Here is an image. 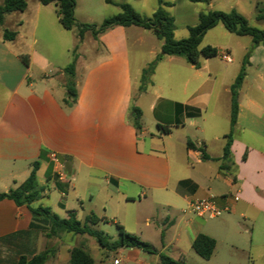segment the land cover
<instances>
[{"label": "crops", "instance_id": "crops-1", "mask_svg": "<svg viewBox=\"0 0 264 264\" xmlns=\"http://www.w3.org/2000/svg\"><path fill=\"white\" fill-rule=\"evenodd\" d=\"M35 5L30 9L28 2L20 19L13 12L0 23V193L24 182L33 162L40 159L37 177L41 175L38 181L45 188L43 195L57 189L63 196L59 206L66 213H77L69 206L70 189L83 204L84 196L94 201V187L103 196L102 214L98 216L94 209L88 215L114 219L113 223L135 234L144 217L132 206L143 204L148 212L146 227L151 226L152 218L160 238L156 242L141 239L159 253L186 261L195 252L193 241L205 234L216 241L213 255L204 259L207 264H264V50L259 60L250 61L258 68L256 82H249L246 73L232 127L233 83L223 84L212 110L211 95L185 101L164 98L150 90L152 80L136 100L130 38L143 42L140 27L115 26L97 36L87 31L82 39L78 33L70 39L56 4L55 20L39 0ZM209 5L212 10L230 12L238 0H232L226 9L216 8L213 1ZM5 29L16 32L13 40L4 39ZM55 39L67 55L80 46L86 48L84 56H94L85 64L75 59L78 100L72 108L63 104L69 64H59L50 54L54 50L50 40ZM39 42L42 46L36 48ZM216 48L218 55L227 52ZM23 55L28 56V65ZM144 69L141 66L138 71ZM133 105L142 111L140 130L131 122ZM146 112L156 130L142 121ZM159 125L167 126L169 132ZM228 134L232 135L230 152L224 157ZM181 142L180 148L176 144ZM50 153L58 155L78 186L58 180ZM236 195L239 200H234ZM204 198L229 204L231 210L209 221L188 209L190 202ZM32 220L28 206L0 200V264H16L20 256L45 249L54 252L46 264H69L70 249L85 246V235L63 233L48 238L43 231L30 230ZM114 252L123 264H160L158 254L146 257L147 252L139 248ZM99 264L105 261L101 259Z\"/></svg>", "mask_w": 264, "mask_h": 264}, {"label": "rangeland", "instance_id": "rangeland-1", "mask_svg": "<svg viewBox=\"0 0 264 264\" xmlns=\"http://www.w3.org/2000/svg\"><path fill=\"white\" fill-rule=\"evenodd\" d=\"M27 1L30 4V9H35L36 0ZM166 1L170 2L172 5L167 8V11L176 20L174 33L175 38L180 40L188 36V27L195 26L198 23V14L200 12L212 10L209 5L211 1H213L216 8L226 9L231 6L232 0H209V2H195L193 0ZM76 2L75 17L78 24H101L104 19L119 14L121 12L120 4L122 3L130 4L144 17H151L158 8V0H76ZM0 4H2L1 0ZM42 7L44 11H49L51 13V17L55 20L57 9L55 4L50 6L45 5ZM195 7L196 10L194 9ZM235 10L244 15L249 20V24L251 26L260 29L264 28V21L256 18L259 10L264 11V0H238V5H235ZM15 15V19L21 18L20 12ZM56 25L58 27H62L59 22H56ZM139 29H141L140 31H142L145 35L143 42L138 43L136 38H130V54L133 63L134 81L137 87L135 91L136 100H139L140 87L144 84L142 82V72L138 70L141 66H144V68L149 67L150 64L156 60L157 55L161 53L160 44L163 42L151 34L152 32L143 28ZM40 32L41 29L38 31V38L40 37ZM65 33L70 39L74 38L78 33V27L73 30L65 31ZM52 41L50 40L54 50H52L50 54H52L54 60L59 62V64L63 62H68L66 64H70L77 57L79 63L85 64L94 58L92 54L84 56V49L86 48L80 46L78 48L73 47L71 53L67 55L65 50L59 47L60 41L57 42V39H55L57 43L54 41L52 43ZM207 45L219 47L221 48V52H229L233 63L225 62L222 60L221 55L208 59L201 56L199 59V68H196L188 63L183 57L164 56L160 61H156L155 71L151 76L153 86L150 90L164 98H171L180 101L189 100L194 96L207 93L211 95L210 100L212 110L216 95L219 91L223 90L225 84L234 83L236 76H238L243 68L245 69V73L248 74V81L251 83L256 82L255 76L258 74V68L257 66L250 64V61H256L261 58V51L264 50L263 44L255 45L250 36H237L228 32L222 24H218L215 28L207 32L200 47L203 48ZM41 46L42 44L39 42L36 45V48H40ZM143 101H147V98H144ZM220 117L221 115L219 113L217 116L218 121ZM142 121L153 130H156V126L153 125V118L150 113L146 112ZM192 130H195V127H193ZM176 145L181 148L183 142L177 143ZM38 178L39 180L41 179L40 174H38ZM73 183H75L76 186L79 185L77 180H74ZM91 191L94 195V201L91 202L89 196H84L83 204L75 199L73 189L68 191V198L70 200L69 206L76 208L78 213L77 218L82 222L85 221V218L88 214H90L91 210H98V216H101L102 214L100 205L103 201V196L96 193L94 187ZM62 199L63 196H61L57 189H50L48 195H43L39 200L33 203V206L49 207L61 218H65L67 217V213L59 206V202L62 201ZM132 208H134V210L141 214L144 218L148 215V212L146 211V208H144L143 204H133ZM158 213L164 214V211L158 210ZM144 218L141 219L140 223L134 229L136 230V233L130 234L135 235L140 239L146 238L155 242L158 241L160 233L156 231V223L152 218H150L151 226L146 227ZM207 219L211 221L210 218ZM113 220L114 219H105V221H101L93 227L95 230L103 232L109 239L110 243L117 241L119 238L118 227L116 223H113ZM78 237H80L78 239L82 238V236ZM83 237L86 239V248L89 250L91 255L97 259L98 264L101 259L105 261V264H115V258L118 259L116 264L121 261L119 256H117L114 251L102 248L94 237L89 235H85ZM156 246L160 248L161 244L159 243ZM104 252L106 254L105 257L102 258V256H104ZM150 255L151 254L147 253L146 257H150ZM184 262L185 264H207L206 261L195 252H192V254ZM120 264H123L122 261Z\"/></svg>", "mask_w": 264, "mask_h": 264}, {"label": "trees", "instance_id": "trees-1", "mask_svg": "<svg viewBox=\"0 0 264 264\" xmlns=\"http://www.w3.org/2000/svg\"><path fill=\"white\" fill-rule=\"evenodd\" d=\"M43 5L56 4L58 6L57 15L61 25L67 30H73L78 27V35L82 39L85 32L90 31L93 36H97L115 26H138L145 30L152 31L153 34L163 41L161 53L157 55L156 60L145 68L142 72V82L140 91L146 90L151 84V76L155 71L156 61H160L164 56L183 57L188 63L199 68V59L201 56L211 58L218 55L219 51L212 45L200 47L204 36L208 31L215 28L218 24H222L224 28L237 36H250L255 45H264V28L260 29L249 24V20L236 10L230 12L208 10L199 13V21L195 26L188 27V36L184 39L175 38V19L167 11L172 6L166 0H158V8L151 17H144L138 13L130 4H120L121 12L112 17L104 19L97 24L81 23L78 24L75 17L76 0H39ZM195 2H209V0H193ZM27 0H4L0 5V23L3 22L7 14L13 12H23L27 9ZM257 19L264 21V11L259 10ZM16 32L5 29L3 37L6 40H13ZM25 64H29L27 55L22 56ZM65 72L68 76L67 95L63 100V104L67 108H72L78 100V90L75 85V60H73L66 68ZM245 69L236 77L231 86V126L234 127L237 121L239 111V90L245 78ZM132 124L141 129L142 111L139 107H131ZM163 132L168 133L167 126L159 125ZM231 134L227 135V143L224 148V157L230 152ZM43 158V157H41ZM40 166V159L32 164V171L29 177L18 186L0 193V200L11 199L18 206L26 205L30 209L33 220L30 223V230L43 231L48 238L57 237L63 233H72L75 235H89L94 237L102 248L116 251L123 247L139 248L150 254H158L160 264H185L184 260H176L164 253H159L151 244L142 241L135 235L128 233L122 225L117 223L119 238L117 241L110 243L109 239L103 232L95 230L93 227L105 221L95 214L88 215L82 222L77 218L74 210L67 212V217L61 218L54 213L49 207H34L32 204L39 200L45 188L40 185L37 177V171ZM216 241L214 238L205 234L199 235L192 243L193 250L203 259L208 260L213 255ZM54 254L50 249L35 253L32 256L22 255L16 264H46L49 257ZM95 259L89 250L83 245H76L70 249L69 264H94Z\"/></svg>", "mask_w": 264, "mask_h": 264}, {"label": "built area", "instance_id": "built-area-1", "mask_svg": "<svg viewBox=\"0 0 264 264\" xmlns=\"http://www.w3.org/2000/svg\"><path fill=\"white\" fill-rule=\"evenodd\" d=\"M221 57L227 63H232L233 61L231 55L228 52L221 53ZM49 157L55 165V174L58 180L71 185V183L74 181V177L67 173L65 166L60 161L58 155L55 153H50ZM234 200H239V196H234ZM188 209L199 217L212 219L229 212L231 210V206L229 204L219 205V203L214 198H204L190 202ZM115 263H117V261Z\"/></svg>", "mask_w": 264, "mask_h": 264}]
</instances>
